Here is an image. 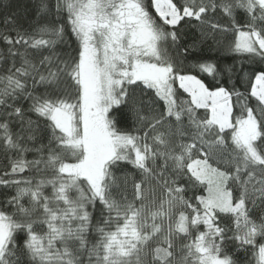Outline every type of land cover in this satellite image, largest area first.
<instances>
[{"label":"snow or ice","instance_id":"1","mask_svg":"<svg viewBox=\"0 0 264 264\" xmlns=\"http://www.w3.org/2000/svg\"><path fill=\"white\" fill-rule=\"evenodd\" d=\"M12 8L0 264H264V0Z\"/></svg>","mask_w":264,"mask_h":264},{"label":"trees","instance_id":"2","mask_svg":"<svg viewBox=\"0 0 264 264\" xmlns=\"http://www.w3.org/2000/svg\"><path fill=\"white\" fill-rule=\"evenodd\" d=\"M5 2L6 0H0V5L4 4ZM11 3L13 5L11 11H19L21 15H23L25 8L31 10L33 0H11ZM30 14L34 15V13H31V11Z\"/></svg>","mask_w":264,"mask_h":264}]
</instances>
